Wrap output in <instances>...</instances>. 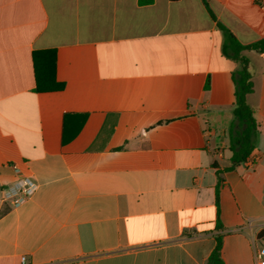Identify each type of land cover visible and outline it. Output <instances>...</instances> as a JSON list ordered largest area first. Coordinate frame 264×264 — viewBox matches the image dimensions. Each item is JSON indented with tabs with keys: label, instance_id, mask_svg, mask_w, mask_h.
I'll list each match as a JSON object with an SVG mask.
<instances>
[{
	"label": "crops",
	"instance_id": "0c3cea01",
	"mask_svg": "<svg viewBox=\"0 0 264 264\" xmlns=\"http://www.w3.org/2000/svg\"><path fill=\"white\" fill-rule=\"evenodd\" d=\"M224 27L264 37V0H0V189L36 182L0 201V264H205L216 235L224 264H255L264 51H241L256 159L226 170Z\"/></svg>",
	"mask_w": 264,
	"mask_h": 264
},
{
	"label": "trees",
	"instance_id": "16d2710c",
	"mask_svg": "<svg viewBox=\"0 0 264 264\" xmlns=\"http://www.w3.org/2000/svg\"><path fill=\"white\" fill-rule=\"evenodd\" d=\"M226 35L224 52L238 59L240 68L233 74L234 101L232 104V119L228 126L229 145L231 151L230 163L223 169H231L241 163L255 146L257 135V122L254 117V108L248 103L246 96L252 90L251 73L248 59L241 54L244 49H254L258 52L264 51V37L248 44H241L236 37L227 29L223 28ZM207 84V83H206ZM84 116V115H83ZM217 173H219L217 171ZM220 184L219 176L216 189ZM217 226L219 221L217 220ZM216 243L210 252L205 264H224L221 258L222 238L215 237Z\"/></svg>",
	"mask_w": 264,
	"mask_h": 264
},
{
	"label": "built area",
	"instance_id": "2783aa9c",
	"mask_svg": "<svg viewBox=\"0 0 264 264\" xmlns=\"http://www.w3.org/2000/svg\"><path fill=\"white\" fill-rule=\"evenodd\" d=\"M256 156L249 154L242 162L247 166H252ZM11 167L16 172L19 167L12 163ZM36 189V182L29 174H20L19 177L0 189V201H9L12 206H17L29 198ZM255 264H264V243L253 245ZM24 258L22 257V262Z\"/></svg>",
	"mask_w": 264,
	"mask_h": 264
}]
</instances>
